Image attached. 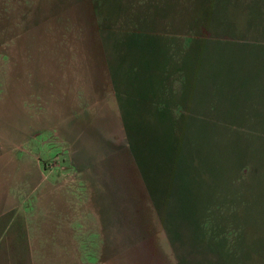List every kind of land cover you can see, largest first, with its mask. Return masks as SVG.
Here are the masks:
<instances>
[{
  "label": "rangeland",
  "instance_id": "374dc122",
  "mask_svg": "<svg viewBox=\"0 0 264 264\" xmlns=\"http://www.w3.org/2000/svg\"><path fill=\"white\" fill-rule=\"evenodd\" d=\"M138 42L153 48L144 54L153 79L164 66L178 78L168 89L183 96L181 104L169 105L175 113L189 99L183 107L206 115L214 127L192 130L204 135L203 155L186 151L192 171L203 172L201 190L218 191L217 204L228 196L237 206L234 214L214 212V240L183 234L175 246L180 264H264V0H0V155L21 156L16 144L25 142L24 152L34 163L39 159L43 173L44 162L56 156L83 170L73 198L100 210L98 226L88 211V232L79 235L80 254L91 264L111 251L112 243L102 244L100 236H111L112 224L115 249L125 236H143L125 218H146L148 210H122L129 200L122 183L114 210L113 192L97 185L112 178L109 154L129 151L110 107L100 110V103L114 91L113 58ZM42 97L50 100L47 111L36 105ZM75 97L77 105L70 102ZM36 194L21 195L24 211L35 207ZM42 237L38 250L33 236H0V264L65 263L58 253L62 242L55 250ZM223 239L231 253L218 247Z\"/></svg>",
  "mask_w": 264,
  "mask_h": 264
},
{
  "label": "crops",
  "instance_id": "0c3cea01",
  "mask_svg": "<svg viewBox=\"0 0 264 264\" xmlns=\"http://www.w3.org/2000/svg\"><path fill=\"white\" fill-rule=\"evenodd\" d=\"M128 48L130 51H125L120 57L113 58L112 85L114 91L102 97L100 103L102 106L100 110L110 107L109 112L114 114L113 121L118 129L122 127L121 113L143 112L145 114L150 112L152 102V96L149 93V78L153 74V69L148 65L150 55L144 56L149 46L139 43L131 44ZM92 97L93 92L90 93V99ZM49 101V99L43 100L42 97V101L36 105L41 104L47 111L51 107ZM78 101V97L70 100L76 105ZM115 114L117 120H115ZM24 145L25 142L16 144V151L23 152L21 156L13 153L0 155V236H13V238L33 236L32 243L37 245L38 250H40L41 242L45 241V237L42 236H48V242L53 243L51 246L54 249L55 242H62V250L58 253L62 254L61 259L65 262L63 264H91L86 255L80 254L84 247L81 241L83 236L79 235L82 231H85V235L88 232V211L95 216V225L98 226L100 210L95 204L89 206L88 209L87 204L83 205L80 199L77 202V197L73 198L78 191L77 185H80L83 170L77 165V167L68 166L59 162L60 157L56 156L54 161L44 162L43 168L48 172L43 173L39 159L34 163L33 155L24 152L26 151ZM105 158L106 155L98 161L103 163ZM110 159L112 163L107 174L112 178L109 183H102L103 186L97 185L101 186L104 191L110 189L113 192L115 210L116 206L118 208L115 201L116 187L122 183L120 184L121 193H125L130 200L127 199L122 210L134 208L135 214L133 215H138L140 208L148 210L146 218L139 217L134 221L125 218L126 224L135 227L139 233H145L143 236H125L124 238L128 241L115 249L117 236L113 235L115 228L112 224L113 226L109 228L111 236H100L102 244L106 243L105 240L112 243L111 251L106 256L97 254L92 264H179L171 237L161 219L152 211L154 205L140 176L135 170L119 168V164L116 163L120 160L119 155L109 154L107 160ZM100 167L98 171L101 170ZM55 181L58 182L57 185ZM45 183H47L46 187L40 190ZM25 193H37L35 207L30 211H24V202L20 201L21 195ZM135 202L143 206L139 207V205L137 206L139 208H135L132 205ZM126 214L128 215L127 212ZM112 221H114L113 217ZM74 226L76 227L73 230ZM128 230L129 227L125 231ZM56 254L54 251L50 258L56 260Z\"/></svg>",
  "mask_w": 264,
  "mask_h": 264
},
{
  "label": "trees",
  "instance_id": "16d2710c",
  "mask_svg": "<svg viewBox=\"0 0 264 264\" xmlns=\"http://www.w3.org/2000/svg\"><path fill=\"white\" fill-rule=\"evenodd\" d=\"M139 43H145L149 50H153L151 44H136ZM156 76L153 73L149 78V93L152 96L150 112L121 113L120 139L127 143L129 151L111 154L119 155V168L135 170L138 173L154 205L152 211L161 219L174 247L183 234L191 236L193 240L198 236H202L204 240H214L215 234L210 230L215 225L212 220L214 212H219L220 216H225L228 212L234 214L237 206L232 203L234 198L228 196L225 197L226 201L230 200L228 203L217 204L215 199L218 191L201 190L202 182L199 177L203 172L200 173V169L193 172L189 164L191 159L186 156L187 149L193 150L198 156L203 155L204 148L206 149L202 140L204 135H193L192 130L214 127L204 121H208L206 115L183 107L190 104L189 99L182 100L185 105H180V110L175 113L174 108L169 105L173 102L181 104L180 99L183 96L180 92L174 94L168 89L178 85V78L168 72L165 66L160 68L159 78L153 79ZM202 159L203 157L200 165H205ZM232 232L234 231L229 230L230 234ZM217 236L224 235L218 233ZM226 241L218 240L217 245L227 248L225 253L228 250L231 253L230 244ZM177 258L180 264L178 253Z\"/></svg>",
  "mask_w": 264,
  "mask_h": 264
}]
</instances>
